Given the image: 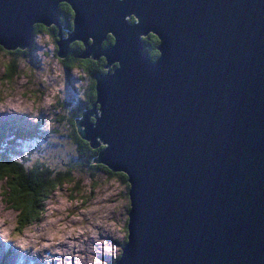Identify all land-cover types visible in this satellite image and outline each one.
Instances as JSON below:
<instances>
[{
	"label": "water",
	"instance_id": "obj_1",
	"mask_svg": "<svg viewBox=\"0 0 264 264\" xmlns=\"http://www.w3.org/2000/svg\"><path fill=\"white\" fill-rule=\"evenodd\" d=\"M73 3L70 39L93 36L83 55L121 63L96 77L98 124L82 121L134 184L120 264H264V0ZM56 4L0 0V41L27 45L33 21L56 22ZM108 31L118 42L102 49ZM147 31L162 37L157 63L138 39Z\"/></svg>",
	"mask_w": 264,
	"mask_h": 264
},
{
	"label": "clouds",
	"instance_id": "obj_2",
	"mask_svg": "<svg viewBox=\"0 0 264 264\" xmlns=\"http://www.w3.org/2000/svg\"><path fill=\"white\" fill-rule=\"evenodd\" d=\"M56 7V22L33 21L27 45L0 41V118L9 121L8 128L0 121V138L21 127L19 121L27 126L26 133L47 134L38 149L21 147L9 159L0 155V256L15 253L14 264H120L131 242L134 184L126 169L101 160L109 144L86 134L85 114L94 113L88 122L95 127L102 107L94 94L80 89L91 81L98 91L97 75L102 70L112 74L121 63L109 65L104 55H83L95 46V37L88 36L86 42L70 39L76 32L78 5L57 0ZM124 20L129 26L140 23L134 12ZM149 32L155 31L140 33L138 39L149 61L157 63L162 37L155 32L161 42L153 48L141 40ZM117 42L108 31L100 48H113ZM86 65L95 68V76ZM73 88L85 107L69 122ZM38 164H44L51 177L33 191L23 177Z\"/></svg>",
	"mask_w": 264,
	"mask_h": 264
},
{
	"label": "trees",
	"instance_id": "obj_3",
	"mask_svg": "<svg viewBox=\"0 0 264 264\" xmlns=\"http://www.w3.org/2000/svg\"><path fill=\"white\" fill-rule=\"evenodd\" d=\"M69 10H71L70 6L68 5ZM142 40L146 43L151 45L153 48H156L158 44V38L156 35L149 33L147 36H144ZM104 59V58H102ZM86 68V67H85ZM87 70V68H86ZM95 68L91 69V73L95 75ZM105 71V70H102ZM95 84L93 82H87V85L84 86V93L86 95L94 94V97L96 99V91L94 92ZM85 105L83 102H79L72 108V117L76 116L79 112H81L82 109H84ZM91 107V105H89ZM69 114V113H68ZM68 117L69 122H71V118ZM65 117H61V119H64ZM16 123V122H13ZM9 121L3 122V126L5 128H8ZM24 127L27 126H21V127H13L9 129L7 138H0V155H2L5 159L13 158L15 155L19 153V149L23 147L25 150H34L38 149L40 143L43 141V139L46 138V133H36L34 130L30 133H26L24 131ZM20 141V143H18ZM51 177V173L48 171V169L45 167L44 164H38L37 167L33 169L30 173H28L26 176L23 177L25 185L29 187L30 190H37L43 187V185L47 182H49V178ZM4 261V260H3ZM4 264L5 261H4Z\"/></svg>",
	"mask_w": 264,
	"mask_h": 264
},
{
	"label": "rangeland",
	"instance_id": "obj_4",
	"mask_svg": "<svg viewBox=\"0 0 264 264\" xmlns=\"http://www.w3.org/2000/svg\"><path fill=\"white\" fill-rule=\"evenodd\" d=\"M69 79L71 80L72 78L71 77H69ZM81 79H83V78H81ZM84 86L85 85H82V87H81V89H80V91H82L83 93H84ZM85 95H86V93H84ZM75 102H76V105H77V103H79V102H82L79 98H78V96L76 95V89H71V91H70V94H69V97H68V103L69 104H71L72 106H74L75 105ZM72 117V113L71 112H69V114H68V116H67V118L68 117ZM13 118H15V119H13ZM12 118V121H17V118L16 117H13ZM2 119H4V118H0V121L2 120ZM44 119V117L42 116V120ZM8 120V119H7ZM21 122H23V121H21ZM50 147H52V146H50ZM9 256V257H8ZM2 257L3 258H5L6 260H5V262L7 263V264H14V261H15V259H16V256H15V253H7V254H4L3 256H0V261H2ZM8 257V258H7ZM2 263H4V262H2Z\"/></svg>",
	"mask_w": 264,
	"mask_h": 264
},
{
	"label": "flooded vegetation",
	"instance_id": "obj_5",
	"mask_svg": "<svg viewBox=\"0 0 264 264\" xmlns=\"http://www.w3.org/2000/svg\"><path fill=\"white\" fill-rule=\"evenodd\" d=\"M85 67L87 68L88 71H91V69H93V67H91L90 65H86ZM89 82H91V81H89Z\"/></svg>",
	"mask_w": 264,
	"mask_h": 264
},
{
	"label": "bare ground",
	"instance_id": "obj_6",
	"mask_svg": "<svg viewBox=\"0 0 264 264\" xmlns=\"http://www.w3.org/2000/svg\"><path fill=\"white\" fill-rule=\"evenodd\" d=\"M103 58V57H102ZM125 175V174H124ZM126 176V175H125Z\"/></svg>",
	"mask_w": 264,
	"mask_h": 264
}]
</instances>
